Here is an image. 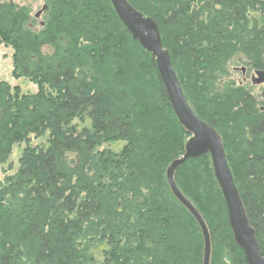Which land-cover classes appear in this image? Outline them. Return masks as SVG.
Returning <instances> with one entry per match:
<instances>
[{
  "label": "trees",
  "instance_id": "trees-1",
  "mask_svg": "<svg viewBox=\"0 0 264 264\" xmlns=\"http://www.w3.org/2000/svg\"><path fill=\"white\" fill-rule=\"evenodd\" d=\"M128 1L157 22L188 103L233 154L228 164L264 254V90L254 95L230 70L241 61L250 73L264 71V0ZM45 8L33 30L27 7L0 0V45L13 49L14 77L37 87L21 93L0 79V165L18 138L49 137L22 150L16 170L0 180V264H203L202 231L165 177L190 134L153 56L110 0H46ZM108 70L111 81L102 75ZM130 86H146L152 106ZM84 114L90 128L71 125ZM164 120L174 127L168 149L143 131L148 124L163 134ZM119 140L127 142L121 153H95ZM205 157L187 160L176 175ZM207 164L214 207L189 198L207 220L211 264H247Z\"/></svg>",
  "mask_w": 264,
  "mask_h": 264
},
{
  "label": "water",
  "instance_id": "water-1",
  "mask_svg": "<svg viewBox=\"0 0 264 264\" xmlns=\"http://www.w3.org/2000/svg\"><path fill=\"white\" fill-rule=\"evenodd\" d=\"M110 2L132 38L153 56L173 112L182 127L190 134V138L185 143L184 154L171 162L166 170V177L171 192L190 212L202 231L203 264H211V234L201 213L177 187L174 175L187 160L207 154L211 157L213 171L227 207L229 226L237 246L245 253L248 264H264V254L234 181L223 139L213 126L196 115L188 103L170 53L163 46L157 22L135 9L128 0H110ZM252 81L255 84L264 83V71H256Z\"/></svg>",
  "mask_w": 264,
  "mask_h": 264
},
{
  "label": "rangeland",
  "instance_id": "rangeland-1",
  "mask_svg": "<svg viewBox=\"0 0 264 264\" xmlns=\"http://www.w3.org/2000/svg\"><path fill=\"white\" fill-rule=\"evenodd\" d=\"M3 1H12L14 3H17L20 6L27 7L30 11V16L32 18L36 19V21L30 22L29 28H31L33 30L34 29L35 30L40 29L41 21L43 20V17H44V10L46 9L45 8L46 0H3ZM99 4H100V6L102 5V7H103L102 9L106 8V6L102 4V2H99ZM106 32L107 31H104V33H106ZM106 36H107V33L104 35V37H106ZM109 45H111V44H109ZM12 57H13V49L10 46L0 45V79L4 80L8 84H10L11 88L14 91L21 92V93H34V92H36V90H37L36 85L33 83H30L28 78H26V77H20V78L14 77V75H13L14 67L12 65ZM243 68H247V67H246V65L242 64L241 61L231 63V65H230V70L232 73L231 77L238 84L249 85L252 88V92L254 95H256V96L261 95L262 91L264 90V84L260 85V86L252 84L251 76L253 75V72L250 73L249 71H247V69L245 72H243L242 71ZM102 75L105 76L107 81L112 80L109 70L103 71ZM149 87L151 88L150 85H149ZM144 89H145L144 92H142V89H139L136 86L135 87L130 86L129 91L131 94H134L136 97L138 95V97L141 100H142V98L146 99V103H148L147 101L150 100V103H148V104H150V106H152L153 101H151V99H152L151 92L149 90H147L146 86ZM206 105H208V103ZM210 107H212V106L211 105L206 106V108L208 110H210ZM162 121L163 120L157 121L155 123H160ZM151 122L154 123V121H151ZM71 125L77 129H83V128H90L91 127L89 118L87 117L86 114L74 118L71 121ZM229 126L232 127L233 124L230 123ZM34 127L41 128L40 125H34ZM143 129H144L143 130L144 134H147L146 136H148L149 138H151L152 136L156 137L158 140H162L164 142L163 144H164L165 149L170 148L168 144L165 145V139L164 138H166V140L167 139L173 140V138H174V127H171L170 125H168L167 122H166L165 127H163L161 129L163 134H158V133L151 131V129L148 127V124H146ZM226 129L231 134V138L234 135L236 138L237 133H235V131H233L234 129H229V128H226ZM224 131L226 132V134L228 133L225 129H224ZM39 134L40 133H33V134L30 133L28 135V137L26 136L25 138H18L16 140V142L12 146V153L8 157L7 162L5 164L0 165V180L3 179L7 174H11L16 170L17 165H18V160H19L20 154L22 153V150H24L26 147L45 146L47 144L49 137H47V136L39 137V136H37ZM227 136H228V134H227ZM236 141H237V138H236ZM126 145H127V142L124 140H119V141H114V142H105V143L100 144L99 146L96 147L95 153H99L100 151L108 150V151L113 152L114 154H119L123 151V149ZM184 151H185V145H184ZM226 153L229 156L228 157L229 159H230V157L233 156V154L231 155V153H229L228 151ZM183 154H184V152H183ZM181 156H178L175 159H177ZM234 157H235V155H234ZM199 158H201V157H199ZM199 158H194V159H199ZM205 159H206V161L200 162V163H193L192 161H189L190 163H188L187 167L185 168V170L181 174L176 175L177 170L179 169L178 168L175 172V175H174V180L176 182L177 187L181 191V193L196 207V209L199 212H200V210L191 201L190 198H197V199L201 200V202H204L205 204H206V202L209 203L210 201H211L210 202L211 205L214 204L213 193H211L209 190V187H207V184H208V186L213 185V184H211V177L207 173V171L209 172V165L207 164V160H210L212 170H213V166H212L211 157H210V159H208V157H205ZM235 159H237V157ZM174 160H171L170 164ZM152 171H154V170H152ZM213 173H214V171H213ZM165 177H166V172H165ZM166 179H167V177H166ZM215 180H216V178H215ZM207 181L210 182V184ZM205 182H206V184H205ZM167 183H168V181H167ZM217 185H218V183H217ZM218 187H219V185H218ZM167 188H168V191L170 192V194L175 198V196L171 192L169 184H168ZM159 191H160V189H159ZM210 204H209V206H210ZM211 207H214V205H212ZM184 209H186V208L184 207ZM201 215H202V213H201ZM203 218H204V216H203ZM204 220L207 221L205 218H204ZM203 247H204V243H203ZM100 252H101V248H99L96 251L97 255L100 256Z\"/></svg>",
  "mask_w": 264,
  "mask_h": 264
},
{
  "label": "bare ground",
  "instance_id": "bare-ground-1",
  "mask_svg": "<svg viewBox=\"0 0 264 264\" xmlns=\"http://www.w3.org/2000/svg\"><path fill=\"white\" fill-rule=\"evenodd\" d=\"M214 176H215V174H214ZM216 178V177H215ZM217 181V180H216ZM187 210V209H186ZM188 211V210H187ZM189 212V211H188ZM190 213V212H189ZM191 215V214H190ZM192 216V215H191ZM231 229V228H230ZM256 232V231H255ZM257 237V236H256ZM241 249V248H240ZM242 250V249H241ZM243 252V251H242ZM243 254H244V257H245V260H246V256H245V253L243 252ZM246 262H247V260H246ZM248 264V263H247Z\"/></svg>",
  "mask_w": 264,
  "mask_h": 264
}]
</instances>
